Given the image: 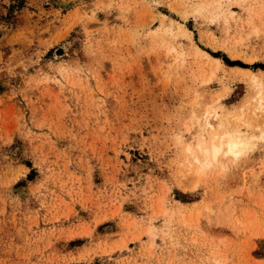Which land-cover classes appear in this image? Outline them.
<instances>
[{"label":"rangeland","instance_id":"1","mask_svg":"<svg viewBox=\"0 0 264 264\" xmlns=\"http://www.w3.org/2000/svg\"><path fill=\"white\" fill-rule=\"evenodd\" d=\"M263 72L264 0H0V264H264Z\"/></svg>","mask_w":264,"mask_h":264},{"label":"bare ground","instance_id":"2","mask_svg":"<svg viewBox=\"0 0 264 264\" xmlns=\"http://www.w3.org/2000/svg\"><path fill=\"white\" fill-rule=\"evenodd\" d=\"M201 52V51H200ZM208 56V55H207ZM219 61L217 58H213ZM264 73V72H263ZM256 85L261 86L257 77L253 78ZM261 93H259L260 95ZM257 109L264 115V98L259 97ZM235 112V111H234ZM233 112V113H234ZM216 115L220 114L215 111ZM234 116V115H233ZM237 121L242 122V117L238 116ZM207 124L213 128L212 123L208 120ZM223 122H220L219 128L222 127ZM224 127V126H223ZM227 127V126H226ZM225 128V127H224ZM228 129V128H227ZM213 130V129H212ZM261 139H264V130H261L259 135ZM254 136H247L238 129L224 130L221 132H215L210 136L208 140H202L198 145L199 153L195 156V160L199 164H206L211 161L217 160L221 155H233L238 156L243 151L252 147V141Z\"/></svg>","mask_w":264,"mask_h":264}]
</instances>
